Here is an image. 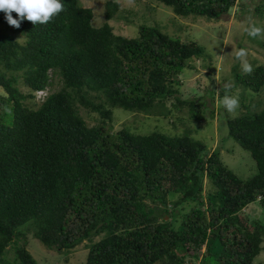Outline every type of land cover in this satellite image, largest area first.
<instances>
[{"label": "trees", "instance_id": "16d2710c", "mask_svg": "<svg viewBox=\"0 0 264 264\" xmlns=\"http://www.w3.org/2000/svg\"><path fill=\"white\" fill-rule=\"evenodd\" d=\"M158 1L210 19L239 3ZM61 2L46 24L24 19L14 33L0 29V264H39L23 242L29 232L58 250L101 237L86 264H264V223L245 210L255 201L264 208V101L242 100L227 118L229 135L256 162L249 178L189 133L115 130L116 107L160 119L187 108L199 118L197 98L179 95L180 76L206 50L154 26L116 33L110 21L120 2H106L99 27L81 0ZM255 15L264 19V3ZM0 24L11 26L4 12ZM237 77L260 93L264 65ZM39 90L47 93L36 102Z\"/></svg>", "mask_w": 264, "mask_h": 264}, {"label": "rangeland", "instance_id": "374dc122", "mask_svg": "<svg viewBox=\"0 0 264 264\" xmlns=\"http://www.w3.org/2000/svg\"><path fill=\"white\" fill-rule=\"evenodd\" d=\"M107 1L81 0L83 6L93 9L94 26L99 27L105 22ZM112 1L121 4L116 17L110 21L116 33L137 36L141 25L154 26L172 38L185 42L197 41L205 48L207 54L204 58L193 59V67L184 68L180 76L182 85L179 95L183 99L197 98L202 104L199 118H191L187 108L183 109L182 113L174 111L172 119H160L116 107L113 119L115 130L126 126L132 132L141 134L159 130L169 135L189 133L193 138L205 143L210 151H219L223 161L240 177L249 178L255 175L256 162L251 153L229 135L227 118L228 115H239L242 100L251 105L264 101V88L260 93H254L238 84L237 75L242 78L246 74H242L240 62L234 56L236 50L245 48L253 70L264 65V37L254 39L244 31L250 22L264 26V19L255 15V6L263 4L264 0H239L238 5L227 14L214 19L198 15H177L172 7L158 0ZM0 29L14 33L12 26L0 24ZM19 39L23 40V37ZM225 83L232 85L230 94L239 95L240 107L234 113H228L221 105L223 97H220V92ZM21 89L28 92L26 86ZM58 89L60 82L56 78L52 90ZM36 96L43 97V92L37 93ZM35 101L39 102L37 97ZM171 102L172 100H169L168 104ZM259 107H262V103ZM91 116L95 115H86L89 123L94 125L96 121ZM180 117L183 119H178ZM205 186L208 189L215 188L208 178L205 179ZM245 210L251 219H259L264 223V208L259 201L250 203ZM100 238L97 236L85 239L76 247L66 250L49 248L31 232L26 233L23 242H26L27 248L39 264H86L89 247ZM257 259L264 260V251Z\"/></svg>", "mask_w": 264, "mask_h": 264}, {"label": "clouds", "instance_id": "9594fccd", "mask_svg": "<svg viewBox=\"0 0 264 264\" xmlns=\"http://www.w3.org/2000/svg\"><path fill=\"white\" fill-rule=\"evenodd\" d=\"M64 10V5L61 0H0V11L6 15V20L9 25L19 28L21 21L27 19L32 23L46 24L53 17L57 16ZM15 13L19 19L13 17ZM244 31L252 38L264 37V26L250 22ZM235 58L240 62L242 74H251L253 66L248 61V51L245 48H239L234 52ZM225 94L221 100V105L228 113H234L240 107L239 95L231 93V83L223 85ZM43 92V97L46 95V90L35 92V98L40 101L43 97L36 96L37 93Z\"/></svg>", "mask_w": 264, "mask_h": 264}]
</instances>
